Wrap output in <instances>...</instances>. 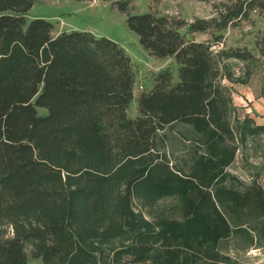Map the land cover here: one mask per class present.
<instances>
[{
	"label": "trees",
	"instance_id": "16d2710c",
	"mask_svg": "<svg viewBox=\"0 0 264 264\" xmlns=\"http://www.w3.org/2000/svg\"><path fill=\"white\" fill-rule=\"evenodd\" d=\"M101 1L125 13L150 55L173 58L177 80L159 70L130 116L135 75L118 42L53 36L49 20L25 18L34 0H0V264H27V245L44 264H228L221 243L252 214L264 234V199L227 171L237 135L218 79L229 59H264V32L256 54L216 47L225 29L264 14V0H221L190 22ZM166 196L177 216L132 232L133 203Z\"/></svg>",
	"mask_w": 264,
	"mask_h": 264
},
{
	"label": "rangeland",
	"instance_id": "374dc122",
	"mask_svg": "<svg viewBox=\"0 0 264 264\" xmlns=\"http://www.w3.org/2000/svg\"><path fill=\"white\" fill-rule=\"evenodd\" d=\"M125 1L129 2L131 10L135 13H144L151 9L190 22L194 17H210L213 14V4L221 0ZM24 15L27 20L38 17L49 20L53 26L51 30L53 36L62 31L81 30L97 36H106L118 42L129 56L135 75L134 97L128 108L130 116L137 115L136 98L140 91L152 87L154 76L159 70L169 69L177 80V66L173 58H159L145 51L138 43L137 36L127 28L125 13L117 10L112 2L34 0L31 9ZM252 21L225 29L224 38L216 48L247 47L256 54L253 50L254 37L264 32V14L254 12ZM184 31L185 29L182 30ZM194 37L197 40H204L208 39L209 35L196 33ZM218 83L228 90L231 103L230 120L237 135L235 160L227 171L236 178L234 183L238 188L256 186L264 199V109L256 112L251 105L253 96L262 97L264 100V59L256 55L254 59L247 61L238 59L225 61ZM38 112L42 114L44 110L38 109ZM253 114L263 118L261 121L263 123H256L251 117ZM177 205L178 198L175 196L163 197L151 207H140V204L133 203V207L130 208L132 232L140 231L144 226L153 227L157 214L176 217ZM249 218L251 220L248 224L238 227L230 238L221 243L222 251L232 260L228 264H250V262L252 264V261L257 260V256L252 250L246 251V249L250 246H258L257 244L261 242L263 244L259 246H264V234L261 233L263 224L254 214ZM252 238L253 243L244 246V242ZM30 250V245H27V264H44L40 258L31 257Z\"/></svg>",
	"mask_w": 264,
	"mask_h": 264
},
{
	"label": "crops",
	"instance_id": "0c3cea01",
	"mask_svg": "<svg viewBox=\"0 0 264 264\" xmlns=\"http://www.w3.org/2000/svg\"><path fill=\"white\" fill-rule=\"evenodd\" d=\"M251 105H253V108L255 109V111L258 112L260 109H264V100L262 97L253 96V102L251 103ZM251 117H252V119L256 120V123H263V122H261V121H263V118L257 117L256 114L251 115ZM262 247L263 246H259V245L258 246H250L249 248L246 249V251L258 249V248H262ZM254 262H259V264H264V261L259 260L258 257H257V260L252 261V263H254Z\"/></svg>",
	"mask_w": 264,
	"mask_h": 264
},
{
	"label": "built area",
	"instance_id": "2783aa9c",
	"mask_svg": "<svg viewBox=\"0 0 264 264\" xmlns=\"http://www.w3.org/2000/svg\"><path fill=\"white\" fill-rule=\"evenodd\" d=\"M252 251L254 252L253 254L259 258V260L264 261V246L262 248L253 249ZM252 264H259V262H254Z\"/></svg>",
	"mask_w": 264,
	"mask_h": 264
}]
</instances>
